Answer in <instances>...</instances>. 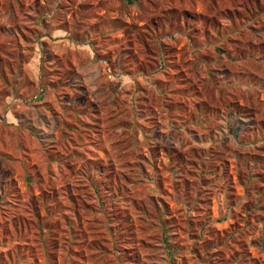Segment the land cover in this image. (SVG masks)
<instances>
[{
    "label": "rangeland",
    "instance_id": "374dc122",
    "mask_svg": "<svg viewBox=\"0 0 264 264\" xmlns=\"http://www.w3.org/2000/svg\"><path fill=\"white\" fill-rule=\"evenodd\" d=\"M0 192V264H264V0H0Z\"/></svg>",
    "mask_w": 264,
    "mask_h": 264
},
{
    "label": "trees",
    "instance_id": "16d2710c",
    "mask_svg": "<svg viewBox=\"0 0 264 264\" xmlns=\"http://www.w3.org/2000/svg\"><path fill=\"white\" fill-rule=\"evenodd\" d=\"M55 31V30H54ZM54 31H53V33L51 34V36H53L54 35ZM0 195H4V194H2L1 192H0Z\"/></svg>",
    "mask_w": 264,
    "mask_h": 264
}]
</instances>
